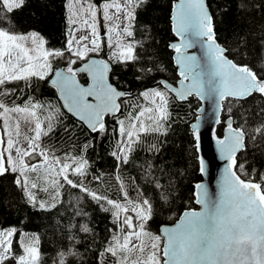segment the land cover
Listing matches in <instances>:
<instances>
[{
	"label": "snow or ice",
	"instance_id": "snow-or-ice-1",
	"mask_svg": "<svg viewBox=\"0 0 264 264\" xmlns=\"http://www.w3.org/2000/svg\"><path fill=\"white\" fill-rule=\"evenodd\" d=\"M27 3L0 0V190L21 196L26 207L57 213L55 227L67 243L51 264L83 261L81 234L95 240L92 207L110 225L96 264H264V165L253 167L248 157L240 162L249 139L264 141V121L253 135L245 117L234 121L231 107L256 96L264 103V54L248 59L250 44L238 40L236 50L222 44L208 0H170L173 39L166 47L176 75L167 76L159 52H148L151 28H138L151 0H63L60 47L34 28L18 30L14 14ZM117 67L132 70V80L122 82ZM41 83L55 99L44 96ZM190 98L210 102L215 123L228 104L227 132L216 139L225 167L216 192L193 184L199 208L176 215L174 180L162 182L155 165H138L136 156L160 154L182 121L178 106ZM195 120L190 127L199 149L201 116ZM105 140L115 161L110 186L89 157ZM196 159L206 173L203 158ZM129 165L142 175L125 174ZM9 177L11 194L4 185ZM69 190L75 195L65 207ZM0 264H48L40 235L0 226Z\"/></svg>",
	"mask_w": 264,
	"mask_h": 264
},
{
	"label": "trees",
	"instance_id": "trees-1",
	"mask_svg": "<svg viewBox=\"0 0 264 264\" xmlns=\"http://www.w3.org/2000/svg\"><path fill=\"white\" fill-rule=\"evenodd\" d=\"M208 2L216 14L217 36L222 44L226 42L233 50L237 49L238 40H241L242 44H250L251 55L248 59L264 54V0H208ZM151 5L147 12H143L139 16L138 28L142 29L144 26L151 28L155 43L148 48V52L158 51L161 62L166 64L169 69L166 75L175 76V69L171 63L173 53L166 47L173 39L169 23L170 0H151ZM14 21L20 31H28L33 28L41 31L52 42V46L60 47L64 43L63 0H28L25 7L15 12ZM114 71L120 76L122 82L133 78L132 70L125 71L117 67ZM129 87L139 88L142 85L132 84ZM40 91L46 98L55 99L52 96L53 90L48 85L41 83ZM199 105V100L190 98L189 103L178 106V115L182 117V121H178L177 125L170 131L166 137L167 142L158 156L148 152H142L136 156L138 165L144 164L145 161L153 163L156 169L154 175L163 176L162 182L169 178L174 180L175 203L173 212L176 215H179L188 206H196L191 200L192 185L202 179L196 159L198 155L196 142L190 128V123L195 118L196 109ZM227 107L228 104L225 103L222 119H226L229 115L226 110ZM231 107L234 119L238 121L241 116L245 117L248 121L245 126L250 133L255 135L254 129L264 121V115L261 114L264 103L261 102L259 96L247 101L243 107L237 103H233ZM222 129L223 124H220L218 126L220 134ZM257 141V143L251 139L247 141L249 151L240 154V162H244V158L248 157L253 167L264 165V155H262L264 147L259 146V143H264V141H261L260 137H257ZM252 149L256 150L252 151ZM110 152V143L105 140L95 152L89 153L93 172L106 174L105 186L112 184V181L107 177L112 175L115 165ZM124 172L125 174L131 173L133 176L142 175L139 169L133 171L131 165L125 168ZM181 172L184 175L177 176V173ZM10 180V177L6 179L4 185L11 194L13 189ZM74 195L75 193L69 190L65 199V207L68 206ZM10 200L16 201L11 205V208L8 207ZM89 211L92 216L95 240L93 241L91 234L88 236L81 234L80 251L84 253V258L83 261L77 258L75 264H96L95 250L102 247L103 240L108 234L107 229L110 227L106 214L95 207L90 208ZM60 215H64L63 208L60 209ZM58 222L59 216L55 211L48 213L26 207L21 196L4 197L3 190H0V226H15L21 232L39 234L42 254L48 264H51V259L55 258L56 253L67 243L63 238L64 234L55 227ZM83 222L81 221V223ZM159 223L161 221L157 220L153 228ZM89 248L92 251H86Z\"/></svg>",
	"mask_w": 264,
	"mask_h": 264
},
{
	"label": "water",
	"instance_id": "water-1",
	"mask_svg": "<svg viewBox=\"0 0 264 264\" xmlns=\"http://www.w3.org/2000/svg\"><path fill=\"white\" fill-rule=\"evenodd\" d=\"M198 109H203V112L198 111ZM213 106L208 101H200L199 107L196 109V116H201L200 121V146L197 149L198 156L202 157L205 162V167L207 169L206 173H201L202 179L198 182L205 183L209 186L210 191L216 192L218 190L219 180L223 173L225 167V161L220 158L219 149L216 144L217 138H222L226 132V119H222L221 114V123H215V117L213 116ZM237 121V119H234ZM196 123L195 118L191 121ZM223 124L222 133L218 132V126ZM235 126V123H234ZM191 128V127H190ZM193 136L195 130L191 129ZM195 138V136H194ZM197 183V182H196ZM195 208H199V205H196Z\"/></svg>",
	"mask_w": 264,
	"mask_h": 264
}]
</instances>
